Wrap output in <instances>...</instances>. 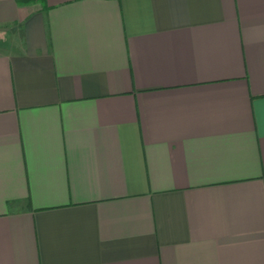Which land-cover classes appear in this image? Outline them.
Masks as SVG:
<instances>
[{"label": "crops", "instance_id": "crops-1", "mask_svg": "<svg viewBox=\"0 0 264 264\" xmlns=\"http://www.w3.org/2000/svg\"><path fill=\"white\" fill-rule=\"evenodd\" d=\"M0 264H264V0H0Z\"/></svg>", "mask_w": 264, "mask_h": 264}, {"label": "trees", "instance_id": "trees-1", "mask_svg": "<svg viewBox=\"0 0 264 264\" xmlns=\"http://www.w3.org/2000/svg\"><path fill=\"white\" fill-rule=\"evenodd\" d=\"M31 1H37V0H31Z\"/></svg>", "mask_w": 264, "mask_h": 264}, {"label": "rangeland", "instance_id": "rangeland-1", "mask_svg": "<svg viewBox=\"0 0 264 264\" xmlns=\"http://www.w3.org/2000/svg\"><path fill=\"white\" fill-rule=\"evenodd\" d=\"M0 39L2 40V38L0 37Z\"/></svg>", "mask_w": 264, "mask_h": 264}]
</instances>
